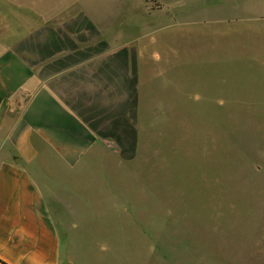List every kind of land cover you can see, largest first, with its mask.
Listing matches in <instances>:
<instances>
[{
  "label": "crops",
  "instance_id": "obj_1",
  "mask_svg": "<svg viewBox=\"0 0 264 264\" xmlns=\"http://www.w3.org/2000/svg\"><path fill=\"white\" fill-rule=\"evenodd\" d=\"M189 42L256 66L264 94V0H0V264L96 261L89 212L136 207L72 181L135 158L152 85L180 84Z\"/></svg>",
  "mask_w": 264,
  "mask_h": 264
},
{
  "label": "rangeland",
  "instance_id": "obj_2",
  "mask_svg": "<svg viewBox=\"0 0 264 264\" xmlns=\"http://www.w3.org/2000/svg\"><path fill=\"white\" fill-rule=\"evenodd\" d=\"M181 50L180 84L163 90L171 97L152 85V113L143 116L135 158L86 165L83 171L106 179L82 174L72 181L74 189L104 193L105 203L115 193L136 207L120 216L112 206L89 212L100 225L85 229L91 264H264L260 74L219 50L204 49L200 58L192 42Z\"/></svg>",
  "mask_w": 264,
  "mask_h": 264
}]
</instances>
